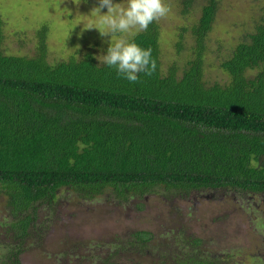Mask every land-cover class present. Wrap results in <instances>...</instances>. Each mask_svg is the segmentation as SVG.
<instances>
[{
  "label": "trees",
  "instance_id": "1",
  "mask_svg": "<svg viewBox=\"0 0 264 264\" xmlns=\"http://www.w3.org/2000/svg\"><path fill=\"white\" fill-rule=\"evenodd\" d=\"M182 2L184 12L189 2ZM215 6V0L201 5L181 66H161L155 21L130 36L156 61V71L139 73L137 83L88 51L48 62L44 26L34 30L31 54L6 53L0 19V196L9 215L8 264H20L21 244L43 228L38 208H52L62 190L82 199L108 190L117 202L130 197L136 208L159 188L174 208L175 199L206 191L264 194V19L220 60L225 80L208 83L204 39ZM180 40L181 34L177 51ZM169 229L182 242L171 264H232L203 253L198 236ZM150 237L133 229L126 243L142 253ZM110 258L94 264H132Z\"/></svg>",
  "mask_w": 264,
  "mask_h": 264
},
{
  "label": "rangeland",
  "instance_id": "2",
  "mask_svg": "<svg viewBox=\"0 0 264 264\" xmlns=\"http://www.w3.org/2000/svg\"><path fill=\"white\" fill-rule=\"evenodd\" d=\"M78 2V0H77ZM126 6L127 0H113ZM164 0L170 8L165 18L155 23L159 30L161 66L175 62L181 66L190 55V26L196 21L206 0ZM210 27L205 34L203 77L209 83L222 82L226 75L219 66L234 44L264 19V0H215ZM98 0H0L1 48L6 53L31 54L37 40L35 29L45 27L46 60L54 62L90 52L97 62L107 53L111 37H101L98 29H87L98 23L92 11ZM107 9L101 10L102 13ZM181 34V48L175 42ZM130 36L116 33L115 42ZM157 192L145 194L141 208L129 197L115 201L105 190L92 199H82L62 190L52 208L40 206L36 223L38 233L21 244L20 264H94L111 257L114 263L171 264L181 240L174 239L169 227L198 236L203 253H215L232 264H264V194L241 196L234 192H203L169 207ZM9 219L0 196V264H8L5 222ZM46 228V229H45ZM150 232L141 253L126 243L130 230ZM175 231V230H174ZM176 232V231H175ZM126 243V244H125ZM164 255L165 261H161Z\"/></svg>",
  "mask_w": 264,
  "mask_h": 264
},
{
  "label": "clouds",
  "instance_id": "3",
  "mask_svg": "<svg viewBox=\"0 0 264 264\" xmlns=\"http://www.w3.org/2000/svg\"><path fill=\"white\" fill-rule=\"evenodd\" d=\"M78 4L80 0H75ZM107 11L102 13L101 10ZM94 11L99 15L98 23H89L87 29H98L101 37H111L107 53L97 59L109 67H116L118 74L131 83L139 81L138 74L143 72L151 76L156 71V61L152 58L150 48L143 49L134 42L122 37L113 42L116 33L135 36L147 31L148 26L165 18L170 8L164 0H127L126 6L114 3L113 0H98Z\"/></svg>",
  "mask_w": 264,
  "mask_h": 264
}]
</instances>
